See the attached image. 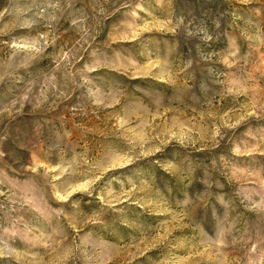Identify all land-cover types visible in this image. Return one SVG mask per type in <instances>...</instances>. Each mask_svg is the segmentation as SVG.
I'll return each instance as SVG.
<instances>
[{"label": "rangeland", "instance_id": "rangeland-1", "mask_svg": "<svg viewBox=\"0 0 264 264\" xmlns=\"http://www.w3.org/2000/svg\"><path fill=\"white\" fill-rule=\"evenodd\" d=\"M0 264H264V0H0Z\"/></svg>", "mask_w": 264, "mask_h": 264}]
</instances>
